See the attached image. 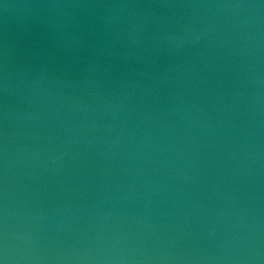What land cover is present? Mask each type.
Instances as JSON below:
<instances>
[{
	"label": "water",
	"instance_id": "obj_1",
	"mask_svg": "<svg viewBox=\"0 0 264 264\" xmlns=\"http://www.w3.org/2000/svg\"><path fill=\"white\" fill-rule=\"evenodd\" d=\"M0 264H264V0H0Z\"/></svg>",
	"mask_w": 264,
	"mask_h": 264
}]
</instances>
